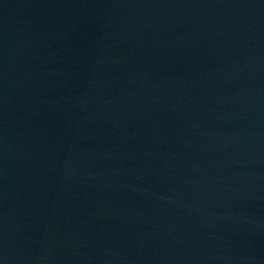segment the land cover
<instances>
[{"label":"water","instance_id":"obj_1","mask_svg":"<svg viewBox=\"0 0 264 264\" xmlns=\"http://www.w3.org/2000/svg\"><path fill=\"white\" fill-rule=\"evenodd\" d=\"M0 264H264V0H0Z\"/></svg>","mask_w":264,"mask_h":264}]
</instances>
